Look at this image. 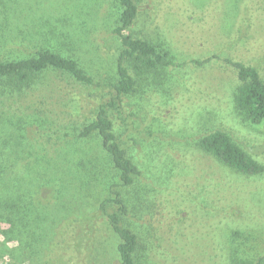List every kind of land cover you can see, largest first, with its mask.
I'll list each match as a JSON object with an SVG mask.
<instances>
[{"label":"rangeland","instance_id":"1","mask_svg":"<svg viewBox=\"0 0 264 264\" xmlns=\"http://www.w3.org/2000/svg\"><path fill=\"white\" fill-rule=\"evenodd\" d=\"M135 1L136 30L167 50L173 64L136 77L134 91L118 100L108 86L121 48L112 31L117 0H0V60L46 47L73 57L102 83L48 71L39 82L53 81L50 92L36 88L14 99L2 139L16 141L13 130L25 135L45 156H56L61 176L38 194L45 233L29 260L19 251L10 263L2 250L11 243L1 234L0 264H119L118 240L99 208L112 195L115 172L97 135L77 134L112 98L116 138L140 169L131 185L119 187L124 224L139 240L137 264H264V119L251 123L236 109L239 81L225 61L254 66L264 80V0ZM25 105L39 112L35 121ZM213 130L224 131L263 170L241 173L203 151L197 141ZM59 135L70 144L56 155ZM76 160L88 173L75 169ZM105 209L117 205L106 202Z\"/></svg>","mask_w":264,"mask_h":264},{"label":"trees","instance_id":"2","mask_svg":"<svg viewBox=\"0 0 264 264\" xmlns=\"http://www.w3.org/2000/svg\"><path fill=\"white\" fill-rule=\"evenodd\" d=\"M117 1L121 10L112 31L119 38L121 48L116 61L117 78L108 83V86L113 90L115 99L121 100L123 95L134 91L136 77L139 79L151 71L162 74L164 67L173 64V59L167 50L158 49L156 44L146 39L142 35L143 30L140 33L136 30V1ZM213 57L216 58V55ZM213 57L194 62L201 65ZM225 61L236 69L239 81L233 96L236 109L251 123L261 122L264 119V80L254 66L229 58ZM48 71H60L82 84L95 87L102 85L94 81L78 65L76 59L46 47L38 48L28 56L0 60V235L11 243L2 250L10 263L16 261V258L20 259L19 251L23 261L27 262V257L33 254L41 242L42 234L45 233V202L38 198V194L45 188V182H55L59 179L57 173L61 176V168L53 160L56 156H45V149L37 148L25 135L13 130L11 134L17 138L16 141L11 142L10 137L2 139V135L12 126L10 122L14 115L9 110L14 111V99L36 88L39 94L45 96V90L50 92L55 87L51 85L53 81L39 82L40 76ZM114 106V98L98 105L94 118L84 124L77 134L85 136L94 132L100 140V147L109 157L115 172L113 181L108 183V193L112 195L101 201L99 208L107 216L110 228L118 240L116 252L119 264H137L139 240L133 228L124 224V216L128 211L120 197L119 187L131 185L140 174V169L116 138L108 110ZM24 107L25 116L35 121L39 112L29 111V105ZM27 121L31 122L29 119ZM60 137L63 138L60 135L56 138V155L70 144L64 138L65 141L59 139ZM197 144L213 158L238 172L256 174L263 170V166L224 131L213 130L205 133L198 139ZM62 156L69 160L63 153ZM74 162L76 170L82 174L88 173L87 167L78 165L77 160ZM106 202L115 203L117 210L108 212L105 209ZM2 226L6 228L2 229ZM14 241H18V244L14 245ZM253 264H261V261L257 260Z\"/></svg>","mask_w":264,"mask_h":264}]
</instances>
